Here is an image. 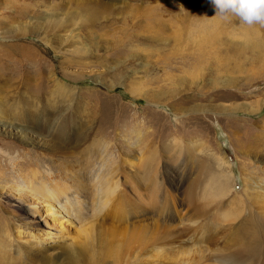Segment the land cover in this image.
Masks as SVG:
<instances>
[{
    "label": "rangeland",
    "instance_id": "374dc122",
    "mask_svg": "<svg viewBox=\"0 0 264 264\" xmlns=\"http://www.w3.org/2000/svg\"><path fill=\"white\" fill-rule=\"evenodd\" d=\"M81 1L0 0V45L18 43L26 49L25 54L0 50V91L9 95L16 85L21 93L26 91L34 98L41 93V102L45 94L53 92L48 99L56 106L52 110L78 99L97 135L83 147L90 144L113 159L108 167L98 159L95 164L84 162L79 170V165L65 162L63 156L46 160L52 157L45 149L23 140L20 124L26 122L22 119L14 121L19 127L0 128V230L11 228L5 187L48 184L54 189L68 173V195L78 197L82 205L71 207L70 213L80 223L90 217L102 195L91 186L92 181L86 185L83 178L78 188L77 180L86 172L92 175L95 169L105 172L104 177L112 175L108 168L118 163L121 194L128 200L115 206L118 216L101 218L95 235L101 250L100 258L95 256L96 264H224V257L238 260L247 256L243 250L247 247L258 248L264 260V166L248 154L250 146L264 150V108L259 113L246 111L259 108L264 101V62H260L264 59V26L242 23L244 28L228 29L232 31L223 35L219 46L224 47L223 53L233 55L231 62L243 63L246 69L236 66L216 72L198 67L197 23L184 21L186 16L195 20L206 16L210 22L215 13L210 0H102L107 8L87 21L82 19ZM24 7L28 9L22 13ZM45 12L58 18L55 29L40 33L30 27L24 32L17 29V25L30 24L28 13L36 17ZM154 13L163 28L133 26L136 15L145 21ZM76 14L81 19L72 21ZM131 33H138L135 41L129 40ZM216 57L214 63L218 64ZM69 72H75L72 78L66 76ZM27 77L39 82L27 84ZM47 77L51 82L40 83ZM228 78L232 84L226 85ZM58 80L63 83L60 91ZM50 114L46 122L57 116ZM104 142L109 143L108 149L100 145ZM237 146L245 172L254 176L243 191L235 159ZM213 151L226 155L235 168L237 196L219 193V180L211 165ZM10 155L17 156L19 168L14 180L8 176L13 169ZM129 159L133 166L125 164ZM35 171L39 178L31 181ZM176 182L183 183L178 190ZM248 190L257 192L254 200L247 198ZM133 203L148 210L132 215ZM85 210L90 212L88 216ZM148 223L153 225L151 230L134 231V226ZM14 256L12 252L16 262L11 264H19L20 258ZM253 264L264 262L255 260Z\"/></svg>",
    "mask_w": 264,
    "mask_h": 264
},
{
    "label": "bare ground",
    "instance_id": "6f19581e",
    "mask_svg": "<svg viewBox=\"0 0 264 264\" xmlns=\"http://www.w3.org/2000/svg\"><path fill=\"white\" fill-rule=\"evenodd\" d=\"M107 6V3L102 0H82L80 3L81 11L84 12L82 19L86 21L92 19V17L96 16L101 10L106 9ZM27 9V7H24L22 9V13H24ZM28 15L31 21L30 24H26L25 26L17 25V29L21 30V32L26 31V27H30V30L34 32H49L59 25L58 18H53V13L50 12H45L43 16L37 15L36 17L31 16L29 13ZM156 15L158 14L154 13L153 16L148 14V16L145 17V21H143V18H141L139 15H136L135 18H132L134 24L133 26L135 27L142 25L144 28L155 26L159 29V27H162L163 25L160 26V24L157 22V20L160 18L156 19ZM214 15L215 13L213 12L210 22L206 21V16H203V18H197L196 20L192 17H184L185 22L186 20L187 22L190 20L191 23H197V25H195V29L199 33L200 47L199 52L195 57V59L199 62L197 63L199 66H196L199 68H208L210 71L215 70L216 72L229 71V69L236 66H241V69L243 70L246 69L243 67V63L231 62V60H234L232 59L233 55L223 53L224 47L219 46L221 43H223V35L228 31L229 33L232 31V29H228L233 27V29L238 30V26L241 27L242 23L235 18L227 20L221 19L220 17ZM138 18L140 21L137 22L136 19ZM75 19H81L80 15L76 14L72 16L71 20L74 21ZM254 27L257 28V26ZM242 28H244V26H242ZM246 30H249V28L246 27ZM246 30L242 29V32L248 34V31ZM134 36L137 37L138 33L129 34V40L135 41L133 39ZM130 45L133 46L132 44ZM24 48L25 46H22L18 43L11 45H0V50L4 49L8 52L13 50L16 51L17 54H20L21 52L25 54L24 52L26 49ZM123 49L124 47L122 50ZM215 57L219 65L214 63ZM1 59H3L2 54H0V60ZM27 59L29 58L26 57V60ZM207 59L208 62L203 63L207 61ZM260 62H264V59L261 58ZM212 63H214L216 66H212ZM55 74L56 73L53 75ZM68 74L69 75L66 76L68 78H72V74H75V72H69ZM45 80L51 82V77L43 78L40 83H43ZM24 81H26L27 84H36L39 82V80L30 78L28 79V77L25 78ZM56 81L57 78L55 79V82ZM224 81V84L226 85L232 84L229 82V78L225 79ZM232 81L234 80L232 79ZM57 84V90L60 91L63 87V83L58 80ZM55 85L56 84H54V86ZM11 87L12 91H10L9 95L6 94L3 96L1 95L0 91L1 129L7 130L8 127H13L16 124L14 121L22 119L26 122L24 125L20 124V134L23 136V140L29 141V143L45 149L44 151H46V153L52 157L46 160H52L53 158L55 159L56 157L63 156L65 157V162L79 165L80 170L83 168L84 162H86L85 164L89 162L95 164V162L100 159L99 163H108L105 164L108 167L110 160L113 159L112 157H105L101 153L102 149L94 147L91 148V146H89L90 144L83 147V145L89 140H91V142L95 141V139H97V135L93 134L94 126L91 125L92 123L85 119L88 112L82 110L81 105L77 101L78 99H70L65 103L64 108L52 110V108L56 106L54 103H50L48 99L53 96V92L49 95L45 94V100L41 102V93H39L37 97L34 98L33 95L26 91L21 93L16 85ZM14 107H17L18 112L14 113ZM263 108L264 101L261 102V106L259 108L248 107L246 108V111L251 114L259 113ZM50 113H53L57 116L51 119L50 122H46L48 119H50L48 115H52ZM34 119H37L38 121L33 122ZM29 122H31V124H29ZM17 126L19 127V124H16V127ZM18 133L19 132H17V135ZM256 139H259V136L256 137ZM100 145H105V148L108 149L109 143L104 142L103 144L100 143ZM239 146H237L238 149H236L235 159L236 165H238L239 169L238 173L242 174L244 187L241 191H243L250 187L248 181L250 182L254 176H249L245 172V166L243 161L241 162V157L237 152V150H240ZM181 148L183 149V146ZM182 149H180V151ZM248 151V154L251 158L254 157L258 160H261V165L264 166V150L261 151L257 147L250 146ZM85 155H87L86 158L82 159V157ZM9 158L12 160H10V163L13 169L8 176L10 179L14 180L17 179V176L15 175L17 173L16 169H19L17 166L18 164H16L17 156L10 155ZM46 160L41 159L40 162H44ZM124 162L127 166H133L131 159L124 160ZM211 162L213 163L211 165L214 166L213 169L219 180V193L223 197L229 196L230 194L238 195V191L234 189L235 179L238 174L235 172V168H233L232 164L227 159V156L223 153L217 154L213 151V160ZM91 166L92 165L89 166V171ZM111 166L112 168H108V170L112 172V175L107 173L104 177L105 172L101 173L95 169V171H92V175L91 173L86 172L81 178L77 180L75 185L78 188L81 187L83 178L87 179V182L85 183L86 185H90V182L92 181L91 186L95 187L98 194L102 195L97 199V202L94 203L90 217L86 218L85 221L80 223L77 221V223H75V218L72 217L73 215L70 213L71 207L76 206L77 208H81L82 205L78 197L71 198L68 195L69 185H71V176L68 175V173L63 174L62 181H60L57 185L58 188L54 189L49 188L48 184H42L39 187L35 186V188H33L34 186L26 185H22V187H5L6 198L8 201L6 210L10 213L9 216L11 218V228H7L8 235L7 230H0V264H11L12 261H15L11 257L12 252L16 255L14 257L20 258V261H17L19 264H96L97 262L95 260V256H97V258L99 256L100 258L101 250H98L95 244V235L97 227H101L102 225L101 218L107 216L111 217L112 215L113 217L118 216V210L115 208V206L118 203L128 200L127 196H122L121 194L124 189L120 187V164L117 163ZM35 172L36 173H34L30 178L31 181L39 178V173L37 171ZM262 173L264 175V168ZM183 175L181 178L184 179ZM19 176H21V173ZM22 178L24 181L26 180L25 177ZM45 180L47 181L49 178ZM182 184L183 183L180 182L174 183L175 189H180ZM42 188L45 189V191H43ZM256 193V191L248 190L247 198L249 200H254L253 195ZM238 199L239 201L242 200L241 198ZM133 204H136V208L129 212L132 215L136 214L138 211L146 212L148 210L147 208L138 209V204ZM89 213V211L87 212L85 210L84 215L88 216ZM167 215H170V213ZM145 217L147 216L145 215ZM80 218L83 219L85 217ZM152 228L153 225H151V223L141 224L134 226V231L141 232L144 230H151ZM111 231L115 232L116 229L113 228ZM10 233L15 234L13 235ZM247 248L243 249L247 252V256L242 255L238 260L233 259V257H224V264H253L255 260H259L260 263L264 262L260 256V251L258 248Z\"/></svg>",
    "mask_w": 264,
    "mask_h": 264
},
{
    "label": "clouds",
    "instance_id": "9594fccd",
    "mask_svg": "<svg viewBox=\"0 0 264 264\" xmlns=\"http://www.w3.org/2000/svg\"><path fill=\"white\" fill-rule=\"evenodd\" d=\"M221 19L238 17L247 25H264V0H210Z\"/></svg>",
    "mask_w": 264,
    "mask_h": 264
}]
</instances>
